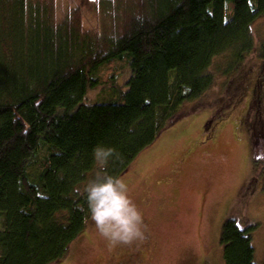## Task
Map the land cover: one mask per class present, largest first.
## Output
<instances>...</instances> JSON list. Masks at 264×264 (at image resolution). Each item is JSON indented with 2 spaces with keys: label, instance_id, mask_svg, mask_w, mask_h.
Returning a JSON list of instances; mask_svg holds the SVG:
<instances>
[{
  "label": "trees",
  "instance_id": "1",
  "mask_svg": "<svg viewBox=\"0 0 264 264\" xmlns=\"http://www.w3.org/2000/svg\"><path fill=\"white\" fill-rule=\"evenodd\" d=\"M57 1L0 0V264L63 261L90 220L93 148L118 151L107 172L121 177L211 88L214 58H232L233 70L254 53L264 75V39L255 47L251 32L264 0H74L62 11ZM84 13L97 29L83 27ZM253 229L224 221V264H254Z\"/></svg>",
  "mask_w": 264,
  "mask_h": 264
},
{
  "label": "rangeland",
  "instance_id": "2",
  "mask_svg": "<svg viewBox=\"0 0 264 264\" xmlns=\"http://www.w3.org/2000/svg\"><path fill=\"white\" fill-rule=\"evenodd\" d=\"M76 6L74 0L56 2L60 11ZM83 27L94 30L97 24L84 13ZM251 32L258 47L264 39V16L252 24ZM232 67V58H214L211 88L185 104L184 117L164 130L119 177L142 214L146 229L142 234L150 238L146 264H224L219 235L227 219L242 229L254 226V264H264V105L256 128L263 137L255 142L251 131L256 115L252 91L258 81L264 94L262 64L252 53ZM108 75L106 71L104 78ZM127 77L123 69L117 83L124 84ZM106 93L101 87L89 91L86 103ZM137 240L111 245L90 219L58 264L127 262L126 251Z\"/></svg>",
  "mask_w": 264,
  "mask_h": 264
},
{
  "label": "clouds",
  "instance_id": "3",
  "mask_svg": "<svg viewBox=\"0 0 264 264\" xmlns=\"http://www.w3.org/2000/svg\"><path fill=\"white\" fill-rule=\"evenodd\" d=\"M92 156L98 171L83 190L90 219L109 244H131L142 236V214L124 180L107 172L109 162L120 155L112 146L97 145ZM75 191L79 193L80 189Z\"/></svg>",
  "mask_w": 264,
  "mask_h": 264
},
{
  "label": "flooded vegetation",
  "instance_id": "4",
  "mask_svg": "<svg viewBox=\"0 0 264 264\" xmlns=\"http://www.w3.org/2000/svg\"><path fill=\"white\" fill-rule=\"evenodd\" d=\"M142 231H146L145 222H143ZM134 243L126 251L127 262H120V264H146L144 257L150 245L149 236L143 233L141 238L137 240L136 244Z\"/></svg>",
  "mask_w": 264,
  "mask_h": 264
}]
</instances>
